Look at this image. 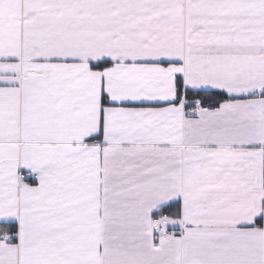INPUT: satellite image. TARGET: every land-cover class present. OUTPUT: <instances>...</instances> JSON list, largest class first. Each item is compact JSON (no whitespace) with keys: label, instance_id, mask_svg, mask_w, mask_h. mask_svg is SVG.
<instances>
[{"label":"snow or ice","instance_id":"6c2138e0","mask_svg":"<svg viewBox=\"0 0 264 264\" xmlns=\"http://www.w3.org/2000/svg\"><path fill=\"white\" fill-rule=\"evenodd\" d=\"M0 264H264V0H0Z\"/></svg>","mask_w":264,"mask_h":264}]
</instances>
